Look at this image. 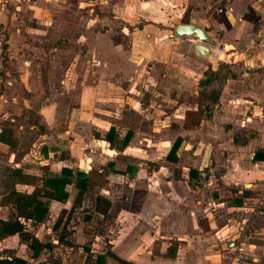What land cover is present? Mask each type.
<instances>
[{
  "label": "rangeland",
  "instance_id": "1",
  "mask_svg": "<svg viewBox=\"0 0 264 264\" xmlns=\"http://www.w3.org/2000/svg\"><path fill=\"white\" fill-rule=\"evenodd\" d=\"M117 1L0 0V132L5 131L10 138L9 144L0 143V193L4 189V182L19 190L31 191L41 186L45 170L48 174H54L64 163L77 160L74 150L71 154L54 146L51 151L53 146L48 142L54 123L47 119L50 106H60L63 112L64 101H76L81 91H88V99H92L89 89L96 82L107 80L117 83L120 77H128L120 71L112 72L120 66L125 68L128 65V72H134L133 78L141 75V79L149 82L146 93L142 92L147 99L151 97L155 100H151L153 106L147 107V112L145 110L142 114L141 111L127 112L133 122L126 125L136 135L132 141L133 148L123 151V154L116 152L106 155V159L114 160L112 168L101 167L98 160L94 162V171L90 173L92 186L88 200L82 205L83 209H71L74 191L70 192L68 200L58 204L48 202V209L53 217L52 224L60 227L68 222L71 227L81 224L84 216H89L91 219L84 221L83 230L100 231L102 235L110 224L106 223L108 218L101 219L92 213L95 196L106 195L113 190L118 194L123 189L121 192L127 197V191L131 192L132 189L126 183L121 186L118 184V188L113 189L114 184L108 180L112 171H122L125 166L140 163L148 173L154 174L153 179L159 184L160 178H176L182 169L187 170L193 166L199 170L200 178L193 181V188L183 184L182 191L198 195L200 207L207 206V210L212 211L217 202L231 203L236 194H240L237 189L241 183L233 171L238 167L239 160H242L238 152L229 153L230 144L238 147L247 138L246 134L249 137L256 134L255 129H235L219 133L218 130H226L230 124L225 123V120L216 124V121H212L213 118H208L211 124L203 132L206 134L204 140L194 138L191 134L186 135V142L178 153V167L165 159L172 141L180 131L177 119L180 107L183 110L185 105L194 107L196 104L197 108V81L207 64H211L213 70L225 65L233 74L232 69L239 72L242 68V53H245V49L239 46L242 41L235 38L228 42L234 48L227 52V57L223 55L220 59L199 60L193 51L196 39H174L175 26L183 22L195 24L220 43L217 30L216 33L213 32L216 26L212 25V14H216V9H223L231 3L253 4L260 8L264 5V0H153L154 6L152 3L145 4L143 0H135L140 11L131 9L135 6L133 1V6L128 9L129 13H133L128 14L129 19L126 20H131L128 23L113 11ZM115 3V6L112 5ZM111 5L114 7L111 8ZM127 5L128 2L123 7L119 6L124 9ZM140 16L145 19H140ZM234 21L230 17L229 22L232 24ZM133 22L134 25H131ZM139 22L149 24L147 30L155 35V39L149 45H141L140 51L135 53L126 50L128 47L131 49L133 40L122 34L121 29H134ZM162 36L166 39H161ZM101 46L107 50L99 49ZM218 54L221 55V52ZM251 56H254V52ZM121 57L126 63L121 64ZM237 75L240 74L229 76L222 83L221 91L225 86L231 88ZM82 86L89 89H83ZM69 90H72L71 95ZM141 94L137 92V97ZM193 99L195 102L192 103L190 100ZM213 108L214 106L210 110L203 108V119L205 115H218L217 112H212ZM149 111L152 118L147 114ZM41 114L44 115V121ZM61 127L63 121H60L57 130H61ZM100 145L103 149L104 144ZM213 145L220 150L214 152ZM57 150L58 153H53ZM131 172L126 169V173ZM156 187L158 192L159 185ZM117 198L121 197L115 195L112 199H115V212H119L121 204ZM154 211H158V208ZM10 212L11 208L3 206L0 216L5 218ZM158 220L153 217L150 222ZM25 225L28 228L30 226L28 221ZM229 234H224L220 240ZM235 235L238 236L237 233ZM175 237L176 235L172 238ZM4 245L7 242H3ZM23 251L25 250L20 247L17 254H23Z\"/></svg>",
  "mask_w": 264,
  "mask_h": 264
},
{
  "label": "crops",
  "instance_id": "2",
  "mask_svg": "<svg viewBox=\"0 0 264 264\" xmlns=\"http://www.w3.org/2000/svg\"><path fill=\"white\" fill-rule=\"evenodd\" d=\"M84 1L87 2V0ZM133 1L136 2L135 0H118L117 5L112 4L116 5L115 7L111 5V8L114 7L113 11L118 13L125 23L131 21L126 19H129L128 14H133L128 12L129 7L134 4ZM127 2L128 5L123 9L124 3ZM143 2L152 3L153 6L155 3L153 0H143ZM134 5L131 9L134 8L137 12L139 5L136 3ZM215 11L216 14H212V25L216 26L213 32L216 33L217 30L220 43L214 39L216 45L209 47L210 50L215 49V59H220L223 55L227 57V52L234 48V45L228 42L235 38L242 41L239 46L245 49V53H242L243 60L240 57L242 68L238 70L239 72L232 69L233 74H240L237 75L238 83L235 85L236 81L233 82L231 88L224 87L218 103L212 110L218 115L214 117L205 115L206 117L194 130H184L181 125L184 111L195 110L196 104L194 107L185 105L183 110L180 107L181 112L177 116L180 131L172 143L177 138L181 139V143L176 151L178 161L171 163L178 167L180 162L178 153L186 142V135L191 134L194 138L204 140L206 134L203 132L211 124L208 118H213L212 121H216V124L221 120L230 124L227 126L228 129L218 130L219 133L220 131L231 132L235 129H255L254 137L246 134L247 138L243 140V144L238 147L230 144L228 149L231 154L238 152L242 160H239L238 167L233 171L236 179L241 183L240 188L237 189L240 194H236V198L231 200V203L229 201L228 204L225 203L226 201L217 202L215 210L208 211L207 206L200 207L201 200L197 197L198 195H190L182 191L183 184L193 188V181H198L200 178L197 168L192 166L187 170L182 169L176 178L171 176L164 179L162 177L158 184L153 179L154 174L148 173L146 168L141 166L142 164L133 163L131 164L133 166L129 164L130 166H125V170L112 171L108 180L114 184L113 189H117L118 184L120 186L124 183L128 184L132 188L131 192L127 191V197L124 192H121L123 189L118 194L115 190L106 195L101 194L110 201L107 216L92 212L101 219H109L106 223L110 225L107 226V230H104L103 235L100 231L83 230L84 221L88 222L91 219L89 216H84L81 224L70 227L68 222H64L62 226L57 227L56 224H52V214L48 209L41 222L28 221V226H30L29 228L26 226L28 232L45 244L39 257L35 260L28 259L30 253L17 235L0 241V257L18 256L27 259L28 264H43L44 262L46 264H84L85 262L93 264L98 256L102 257V264H217L223 262L225 256L231 251L230 249L240 242L247 256L245 264H264V209L254 212L256 196L264 186V5L256 8L253 4L231 3ZM230 17L235 19L232 24L229 22ZM140 19L145 18L142 16ZM131 25H134V22ZM148 25L147 22H139L134 29L130 27L121 29L122 34L130 36L133 40L130 44L131 49L128 47L126 50L137 53L141 45L151 44L155 35L153 36L151 31L147 30ZM82 31L84 32V29ZM164 36L161 39H166ZM194 41L197 42V40ZM218 45L222 46L221 50ZM99 49L107 50L103 46ZM54 50L56 51L55 48ZM219 51L221 55L218 54ZM252 52H254L253 57ZM119 61L121 64L126 63L122 57ZM128 67L125 65L126 70L121 66L112 70L113 73L120 71L128 75L127 78L120 77L117 83L101 80L90 89L82 86L83 89H89L92 99H88V91H81L76 101L74 99L64 101L63 112L57 105L48 108L47 119L54 123L52 125L54 129L50 133L48 142L53 146L51 151L56 146L71 154L75 151L77 155V160L64 163L60 169L69 167L72 172L77 170L86 172L92 178L90 173L94 171L95 161L98 160L97 163L103 168H112L114 160L106 159L108 154L116 152L123 154V151L133 148L132 141L136 135L132 128L126 125L133 122V118H129L127 112L141 111V114L145 110L147 112V107L153 106L151 100H155L145 97L149 82L141 79V75L133 78L134 72H128L130 71ZM69 91L71 95L72 90ZM137 92L142 93L141 96L137 97ZM190 101L193 103L195 99ZM147 114L149 118H152L150 111ZM43 118L44 115H42L44 121ZM60 121H63V127L57 130ZM110 130L114 137L112 145L105 140ZM100 144H104L103 149ZM98 145H100L99 148H97ZM219 150L220 148L217 150L213 145L214 152ZM53 153H58V150ZM255 155L261 159H256ZM126 169L129 172L132 171V174L126 173ZM191 170L196 172L198 178H190ZM59 171L54 174H59ZM44 172V174L47 173L46 170ZM152 185L155 187L153 188ZM157 185H159L158 192H156ZM71 191H74L71 209H83V204L73 206L77 191L72 186L69 187V196ZM115 195L121 197L117 198V201L121 202L119 212H115L113 206L115 199H112ZM69 196L66 200L70 199ZM126 199L130 201L127 202ZM156 208L158 211L155 212ZM189 211L191 214H188ZM152 216L159 220L150 222L153 219ZM229 220H231L230 223H228ZM172 233H174L173 236L176 235L175 238H172ZM227 233H230L229 236L220 240ZM236 233L243 235L242 239L236 237ZM60 235L63 241L69 242L71 246L59 242ZM3 242H7V245L3 246ZM82 246L88 247L89 251H85ZM20 247L25 250L23 254H17Z\"/></svg>",
  "mask_w": 264,
  "mask_h": 264
},
{
  "label": "trees",
  "instance_id": "3",
  "mask_svg": "<svg viewBox=\"0 0 264 264\" xmlns=\"http://www.w3.org/2000/svg\"><path fill=\"white\" fill-rule=\"evenodd\" d=\"M234 76L225 65H220L217 70L211 68V64H207V68L202 72L201 78L197 81L198 95L196 98L197 108L195 110H185L181 128L184 130H194L201 123L204 115L203 108L210 110L218 103L221 93L222 83ZM0 132V143L9 144L10 138ZM113 134L110 130L105 137L110 145L114 143ZM181 143V139L177 138L166 155V160L177 162L176 151ZM256 159L258 156L255 155ZM190 178H198L195 171L191 170ZM4 189L0 193V209L3 206L11 208L10 214L6 218L0 216V241L17 235L20 242L23 243L30 253L28 259H37L45 248V244L38 241L34 235L28 232L25 225L26 221L41 222L48 211V202H63L68 196L69 187L76 189V197L73 206H81L89 198V190L92 186V180L86 172L75 171L69 167H62L59 174H45L41 180V186L31 191L19 190L8 182H4ZM110 201L101 195L94 198L92 212H97L106 217ZM59 242L67 246H71L69 242H64L62 236H59ZM85 251L89 248L82 246ZM102 257L98 256L93 264H102ZM0 264H28V260L18 256L0 257ZM84 264H92L85 262Z\"/></svg>",
  "mask_w": 264,
  "mask_h": 264
},
{
  "label": "water",
  "instance_id": "4",
  "mask_svg": "<svg viewBox=\"0 0 264 264\" xmlns=\"http://www.w3.org/2000/svg\"><path fill=\"white\" fill-rule=\"evenodd\" d=\"M182 37H192L197 40L193 46V51L196 57L200 59H215V55L209 47L216 45V42L200 27L195 24H177L173 30V38L180 39ZM222 49L221 45H218Z\"/></svg>",
  "mask_w": 264,
  "mask_h": 264
},
{
  "label": "built area",
  "instance_id": "5",
  "mask_svg": "<svg viewBox=\"0 0 264 264\" xmlns=\"http://www.w3.org/2000/svg\"><path fill=\"white\" fill-rule=\"evenodd\" d=\"M211 52L215 53V49L212 48ZM249 120V118H247ZM264 209V186L260 190V192L257 194L255 202H254V212L257 210ZM243 236V235H242ZM241 234L238 235V238L242 239ZM231 251L229 254L225 256V260L221 263L217 264H245L246 261V255L244 254L242 248H241V243L237 246H234L233 248L230 249Z\"/></svg>",
  "mask_w": 264,
  "mask_h": 264
},
{
  "label": "bare ground",
  "instance_id": "6",
  "mask_svg": "<svg viewBox=\"0 0 264 264\" xmlns=\"http://www.w3.org/2000/svg\"><path fill=\"white\" fill-rule=\"evenodd\" d=\"M213 55H214V53H213ZM250 188V187H249Z\"/></svg>",
  "mask_w": 264,
  "mask_h": 264
}]
</instances>
